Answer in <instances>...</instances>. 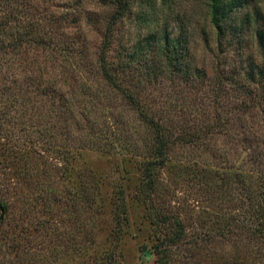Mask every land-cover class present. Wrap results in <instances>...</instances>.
I'll return each instance as SVG.
<instances>
[{"label": "trees", "instance_id": "obj_1", "mask_svg": "<svg viewBox=\"0 0 264 264\" xmlns=\"http://www.w3.org/2000/svg\"><path fill=\"white\" fill-rule=\"evenodd\" d=\"M29 1L1 0L5 11L0 15V54L12 56L0 58V71L7 63L6 72L0 75V103L2 114L15 109L16 104L22 108L21 116L15 117L20 122L19 127L27 128L28 132L20 129L18 140L29 144L31 152L42 143L54 156H59L71 166L81 152L106 151L98 149L103 145H110L106 149L116 152L115 146L121 144L114 136L117 134H112L113 129L106 127V120L101 125L97 117L98 110H104L105 105L100 106L103 101L98 88L95 93L89 84L94 80L134 111L136 122L145 135L144 152L142 155L134 153L133 158L140 162L138 167L144 188L139 187V190L149 191L145 201L149 203L151 214L147 219L152 225L155 241L151 246H141V263L147 264L155 258V264H171L179 248L185 250V264H200L197 258L203 255L197 253L198 248L219 241L224 252L219 255L223 264H255V258L250 261L255 257L254 242L262 246L259 258L264 264V30L256 29L263 64H255L252 60L251 67L243 75H238V72L213 77L204 69L193 68L185 61L186 54H189L186 37L183 34L171 37L166 32L161 37L152 36L155 51L162 60L160 65L152 67L140 62L145 44H138L131 53L132 57L114 62L109 55L111 41L126 10V0H114L115 10L107 17L95 60L86 62L83 60L84 50L77 46L71 33L61 24L63 19L48 14L32 15L27 9ZM238 2L240 0H206L207 17L218 37L223 34L232 6ZM162 78L181 82L184 92H188V96L194 94L196 101H209L210 111L208 108L201 110L207 119L203 123L191 122L189 116L192 111L183 110L175 116L177 119L173 121L179 122L173 125L169 124L171 120L167 123L165 113L157 117L161 112L153 103L155 94L152 96L148 89L150 85L155 87V83L159 87L163 83ZM209 85L208 93L205 88ZM224 98H229L230 104L217 108L216 103ZM9 99L13 100L12 104ZM110 105L108 101L107 113L111 112L107 111ZM259 120L263 124H259ZM218 136L225 137L226 144L235 147V151L228 152L230 159L225 160L222 170L205 166L194 170L204 175L201 189L205 190L203 186L208 184L205 192L209 201L205 210L208 215L206 222L211 221L212 227L205 229L202 226L201 230L188 237L184 221L171 216L166 207L158 205L164 202L156 201L155 194L152 196L157 183L155 171L168 162L178 144L188 145ZM36 151L41 154V150ZM50 162L48 176L51 178L52 173L60 168ZM20 169L24 170L25 181L34 185L32 179L39 174L38 168L26 162ZM63 170L65 173V168ZM85 172L78 175L82 184L81 210L85 216L81 226L86 235L84 249L95 251L96 242L91 241L93 237H88V234L96 227L93 220L103 212L101 209L106 204L100 197V190L91 186L96 183L90 179L93 173ZM72 174L74 172L70 171L68 176ZM208 174L211 177H207ZM130 191L120 193L124 215L115 209L119 218L115 216L112 230L118 229L115 232L117 238L104 242L100 254L91 258L92 264H121L117 246L119 234L126 224V203L136 196ZM50 193L55 194V189ZM52 199L59 200V196L53 195ZM68 200L75 199L71 197ZM10 213V205L0 197V232Z\"/></svg>", "mask_w": 264, "mask_h": 264}, {"label": "rangeland", "instance_id": "obj_2", "mask_svg": "<svg viewBox=\"0 0 264 264\" xmlns=\"http://www.w3.org/2000/svg\"><path fill=\"white\" fill-rule=\"evenodd\" d=\"M29 3L27 9L32 15L60 16L63 19L61 24L71 33L77 46L84 50L83 60H95L107 17L115 10L114 0H30ZM9 7L13 6L9 4ZM4 11L0 0V15ZM256 29L264 30V0H240L237 5L232 6L220 37L216 35L207 17L206 0H126L125 14L116 25L109 55L114 62L121 61L122 58L132 57L131 53L138 44H145L147 46L140 62L155 67L162 60L155 51L152 36L161 37L165 32L171 37L183 34L189 47L185 61L193 68L204 69L213 77L238 72V75H243L251 67L252 60L255 64H263L256 41ZM8 55L1 53L0 58L3 56L7 59ZM6 69L7 63L3 64L0 75ZM162 80L159 87L155 83V87L150 85L148 89L152 96L155 94L152 100L156 109L161 112L157 117L163 112L167 116V123L171 120L169 124L173 125L174 122H179L173 120L183 110L192 111L193 114L189 116L191 122L203 123L207 119L201 110L208 108L210 111L209 101H196L192 93L188 96L189 93L184 92L183 84H179L178 80ZM89 84L95 93L98 88L103 101L101 107L105 105L106 108L108 101L110 102L111 108L107 111L111 112L107 113L105 108L98 110L97 117L102 122L101 125L106 120V127L113 129L112 134H117L114 136L119 138L121 144L115 146L116 152L106 149L110 145L98 148L106 151L81 152L72 166L66 165L59 156H54L42 143L36 145V150H41V154H37L36 150L31 152L29 144L18 140L20 129L28 132L27 128L19 127L20 122L15 117L21 116L22 108L16 104L15 109L2 114L3 106L0 103V197L11 207V213L0 232L2 264H92L91 258L100 254L99 250L104 242L117 238L115 232L118 229L112 230V227L115 216L118 217L117 213L124 215L120 196L123 190H131L136 196L126 203V224L119 234L117 246L121 264H142L141 246H151L155 241L152 225L147 219V215L151 214L149 203L145 201L149 191L139 190V187H143L138 167L140 162L133 158L134 153L142 155L144 152L145 135L136 122L134 111L116 94L105 86L96 84L94 80ZM210 88V85L207 86L205 91L208 90L209 93ZM229 101V98H224L222 102H217V108L227 107ZM12 102L13 100L11 104ZM248 121H251L250 118ZM258 123L263 124L261 120ZM229 151L234 153L235 147L226 144L223 136L188 145L178 144L168 162L155 171L157 183L152 196L155 194L156 201L165 203L158 205L166 207L171 216L184 221L188 237L201 230L202 226L205 229L212 227L211 221L206 222L208 215L205 210L209 201L205 192L208 184L203 186L205 190L201 189L200 182L204 181V175L194 170L203 166L222 170L226 165L225 160L230 159L227 156ZM48 161L60 168L52 173L51 178L48 176ZM26 162L35 165L40 171L33 176L34 185L25 181L24 170L20 169L21 164L25 166ZM70 171L74 172L72 176H68ZM84 171L93 173L90 179L96 183L91 186L97 185L93 188L100 190V197L106 204L101 209L103 212L98 213L93 220L96 227L88 234V237H93L91 241L96 242V252L84 249L86 235L81 223L85 216L81 210L82 184L78 176ZM75 176L78 178L73 179ZM207 177H211V174ZM53 189L55 194L50 193ZM133 189L136 191L133 192ZM53 195H58L59 200H53ZM71 197L75 200L69 201ZM47 202L48 205L45 204ZM93 205L95 207V203ZM221 246L216 241L208 247L198 248L197 253L203 256L197 258V261L200 264H223L219 258V255L224 254ZM253 247L255 257H251L250 261L255 258V264H262L259 258L262 246L254 242ZM184 251L178 248V255L172 258L171 264H185ZM148 262L147 264H155V258Z\"/></svg>", "mask_w": 264, "mask_h": 264}]
</instances>
